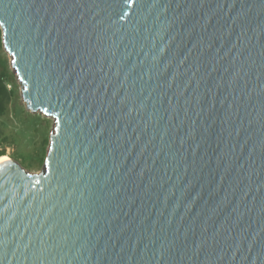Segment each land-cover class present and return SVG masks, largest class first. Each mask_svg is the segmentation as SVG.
I'll use <instances>...</instances> for the list:
<instances>
[{
	"label": "water",
	"instance_id": "water-1",
	"mask_svg": "<svg viewBox=\"0 0 264 264\" xmlns=\"http://www.w3.org/2000/svg\"><path fill=\"white\" fill-rule=\"evenodd\" d=\"M43 167L0 163V264H264V0H0Z\"/></svg>",
	"mask_w": 264,
	"mask_h": 264
},
{
	"label": "rangeland",
	"instance_id": "rangeland-1",
	"mask_svg": "<svg viewBox=\"0 0 264 264\" xmlns=\"http://www.w3.org/2000/svg\"><path fill=\"white\" fill-rule=\"evenodd\" d=\"M2 62L7 66L9 87L13 88L14 96L7 113L0 118L10 137L9 142H4L0 148L5 149L4 155L16 159L29 171L38 172L44 163L39 157L46 156L55 122L52 117L28 109L11 55L5 48L0 52V68L4 67Z\"/></svg>",
	"mask_w": 264,
	"mask_h": 264
},
{
	"label": "trees",
	"instance_id": "trees-1",
	"mask_svg": "<svg viewBox=\"0 0 264 264\" xmlns=\"http://www.w3.org/2000/svg\"><path fill=\"white\" fill-rule=\"evenodd\" d=\"M4 49L3 47V31L0 26V52ZM4 65L3 68H0V118L7 113L9 105L14 96L13 88L9 87V73L7 66L5 63L2 62ZM9 135L6 134L4 130V125L0 119V145L4 142H9ZM5 154V149L0 148V157ZM40 160H45V156H40Z\"/></svg>",
	"mask_w": 264,
	"mask_h": 264
},
{
	"label": "bare ground",
	"instance_id": "bare-ground-1",
	"mask_svg": "<svg viewBox=\"0 0 264 264\" xmlns=\"http://www.w3.org/2000/svg\"><path fill=\"white\" fill-rule=\"evenodd\" d=\"M10 159H12V158H10V157L7 156V155L1 156V157H0V163L3 162V161L10 160Z\"/></svg>",
	"mask_w": 264,
	"mask_h": 264
}]
</instances>
